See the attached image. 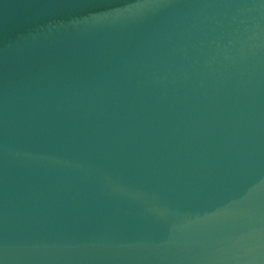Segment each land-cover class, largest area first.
<instances>
[{"label": "water", "instance_id": "95a60500", "mask_svg": "<svg viewBox=\"0 0 264 264\" xmlns=\"http://www.w3.org/2000/svg\"><path fill=\"white\" fill-rule=\"evenodd\" d=\"M0 264H264V0H0Z\"/></svg>", "mask_w": 264, "mask_h": 264}]
</instances>
